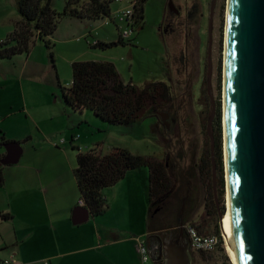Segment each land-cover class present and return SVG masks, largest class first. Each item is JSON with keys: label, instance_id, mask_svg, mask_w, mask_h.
Wrapping results in <instances>:
<instances>
[{"label": "rangeland", "instance_id": "obj_1", "mask_svg": "<svg viewBox=\"0 0 264 264\" xmlns=\"http://www.w3.org/2000/svg\"><path fill=\"white\" fill-rule=\"evenodd\" d=\"M172 1L148 0L144 7L143 24L119 20V15L123 10L132 7L134 0H114L111 4L112 22L106 21L108 18L84 22L75 18L63 19L52 38L55 66L50 50L40 40L33 43L29 52L11 59H1L0 132H4L8 140L23 143L24 155L18 164H25L27 161L32 164V158L36 154L44 155L50 151L68 153L73 155L72 159H76L78 150L73 149V144L80 146V150L84 152L101 145L105 152L122 147L136 155L164 159L167 151H179L178 140L181 144L184 143V155H189L191 163L197 153V160H201L203 153L211 148L206 124L212 107L209 104L210 96L206 92V82L210 76L208 48L212 0H197V14H193L190 20H186L184 16L190 8L187 5L189 0H176L177 6L180 7L177 15H181L179 19H175L179 22H174L176 25L170 20ZM53 6L62 11L65 0H53ZM227 7L228 0H217L212 19L213 72L210 85L211 95L216 103L218 104L219 99L221 102L224 167L223 70ZM19 18L14 0H0V38L8 35ZM185 21H188V28H185ZM68 24L81 26L84 33L75 34L73 39L62 38L59 34ZM119 29L133 30L128 44L107 49L92 46V43L102 37L113 39ZM186 46H189L187 56L184 54ZM89 60L113 62L126 83L131 82L141 88L154 82L165 83L173 93L172 104L175 108H172V111L181 110L182 117L186 119L185 124L173 126L171 139L165 137L166 132L162 134L154 129L152 116L128 125H111L96 118L90 111L81 114L73 112L65 103L60 85H71L73 62ZM187 64H190V76H187L185 71ZM191 76L193 81L190 86ZM182 106L183 108H180ZM205 107L207 113L202 112ZM72 136L75 137L73 142ZM1 151H5L2 146ZM4 167L6 173L18 168L17 164ZM15 183L21 185L20 182ZM224 190L222 196L219 194V203L220 208L226 212V184ZM0 192L3 190L0 189ZM211 199L209 191L206 190L199 210L189 221V224L204 229L203 234L214 233L216 225H219L218 212L209 215ZM131 212L134 213L133 209ZM108 221L114 222L112 218ZM118 221L119 225L126 229L138 226L121 219ZM224 246V251L214 250L209 253L208 259L194 251L196 257L193 264H233L225 243ZM224 255L227 256L228 263Z\"/></svg>", "mask_w": 264, "mask_h": 264}, {"label": "crops", "instance_id": "obj_2", "mask_svg": "<svg viewBox=\"0 0 264 264\" xmlns=\"http://www.w3.org/2000/svg\"><path fill=\"white\" fill-rule=\"evenodd\" d=\"M187 3L192 6L194 0ZM83 31L81 26L68 24L59 35L68 40ZM118 38L119 33L113 39L99 40L111 42ZM5 154L6 150L1 151L0 157ZM23 155L24 150L20 161ZM72 156L50 151L36 154L32 164H18L19 161L15 171L6 173L4 167L5 185L0 187V259L14 258L20 264H142L139 239L145 240L152 250V239L160 246L159 237L164 240L167 232L178 233L192 219L179 224L176 202L172 214H166L171 223L164 221V215L150 205V171L141 167L130 170L117 184L105 189L108 207L103 215L75 223V210L83 204L74 176L77 155L76 159ZM132 209L134 213H130ZM109 217L114 222L108 221ZM119 219L138 226L123 228Z\"/></svg>", "mask_w": 264, "mask_h": 264}, {"label": "trees", "instance_id": "obj_3", "mask_svg": "<svg viewBox=\"0 0 264 264\" xmlns=\"http://www.w3.org/2000/svg\"><path fill=\"white\" fill-rule=\"evenodd\" d=\"M20 18L14 24L13 30L0 43L1 59H11L16 55L29 52L33 43L42 41L52 51L54 37L60 22L65 18H75L80 21H97L110 19L112 16L111 4L114 0H65L62 11L53 6V0H14ZM148 0H135L133 5V21L135 24L144 23V7ZM129 38H124L119 29L117 41H100L92 44L93 47L102 49L126 45ZM55 66V64H54ZM73 80L70 86L60 85L63 98L67 106L74 112L83 113L90 111L96 118L111 125H128L154 112L157 106L173 100L168 86L163 82H154L145 87H138L134 83H126L116 65L111 61H75L72 64ZM215 120L216 138V163L218 172V194L222 196L225 189V167L222 152L221 128V102L217 104ZM75 137L72 136V142ZM7 139L4 132H0V146L3 147ZM77 152V165L74 176L80 192V203L86 206L92 215L99 217L105 213L108 200L104 191L106 188L117 184L127 172L133 169L147 167L150 171L149 201L154 207L155 198L164 193L172 182L168 167L164 159L136 155L128 149L115 147L105 152L101 145L89 151H81L72 145ZM200 171L203 183L209 191L212 206L208 207L209 215L217 214L218 209L213 191V164L211 148L201 156ZM209 176V177H208ZM209 178V179H208ZM5 185L4 165H0V187ZM8 219L10 215H5ZM200 232L204 229L198 226ZM214 233L221 234L219 225ZM224 239L215 249L224 251ZM211 253V252H210ZM208 259L209 253H200ZM225 261L228 263V258Z\"/></svg>", "mask_w": 264, "mask_h": 264}, {"label": "water", "instance_id": "obj_4", "mask_svg": "<svg viewBox=\"0 0 264 264\" xmlns=\"http://www.w3.org/2000/svg\"><path fill=\"white\" fill-rule=\"evenodd\" d=\"M216 2L212 0L210 15L209 86L213 72L212 19ZM227 10L223 124L233 249L236 264H264V0H228ZM211 100L213 107L207 131L211 140L213 191L220 230L225 235V210L219 203L216 138L212 129L217 103L212 95ZM3 147L6 154L0 159V165L17 164L23 152L21 143L8 141ZM81 215L84 218L79 220ZM92 217L89 209L81 205L75 210L74 222L80 224ZM165 241L171 257L169 263L193 264L189 244L181 236L168 235Z\"/></svg>", "mask_w": 264, "mask_h": 264}, {"label": "flooded vegetation", "instance_id": "obj_5", "mask_svg": "<svg viewBox=\"0 0 264 264\" xmlns=\"http://www.w3.org/2000/svg\"><path fill=\"white\" fill-rule=\"evenodd\" d=\"M171 4L172 5L170 7V16L172 17H170V20L172 24H175L174 22L178 24L179 22L175 21V19H179V17H181L180 14L177 15V13L179 12L178 9L180 7L177 6L176 1L174 0L171 2ZM187 5L190 8L188 7L189 10L186 12V15L184 16L186 20H190L193 17V14L196 16L197 14L196 9H198L199 4L197 0H194V3L192 4V6H190V4H187ZM187 22L185 21V24H184L185 28L189 27ZM188 47L189 46H186L184 50L185 56L188 55L187 53ZM208 63H209V48H208ZM209 66H210V63H209ZM190 69H191L190 64H187L185 68V71H187L186 72L187 76L192 75V72H190ZM210 69H211V66H210ZM192 78H193L192 76L189 78L190 82L193 81ZM209 78L210 76H208V80L206 82L207 83L206 92L210 96L209 104L211 105V107H213L212 100H211V90H210L211 86H209ZM203 83H205V81ZM191 84L192 82L190 83V86ZM170 92L171 94H173L172 91ZM172 103H173V100L171 102L163 103L162 106L155 107L157 109L147 116V117L152 116L154 118V129L155 130L157 129L162 134L166 132L167 134L165 135V137H169L171 139L173 138L172 132H171V130L173 129V126L177 124L181 126L182 123L185 124V120H186L184 119V117H182V114L180 113L181 110H177V112L172 111V108H175ZM204 103L206 104L207 102H204ZM180 108H183V106ZM205 109L202 110L203 113L205 112L207 113V109L206 110ZM211 112H210V115H211ZM216 118L217 117L215 116V119L213 121L214 127H212L214 135L216 132V127H215ZM207 128H208V123L206 124V134H208L209 136ZM209 140H210V136H209ZM177 142L180 147L179 151L177 149L169 150L167 151L168 153H166V156H165V161H166L168 172L170 174L172 182L164 193H162L161 195H158L155 198L154 210L164 215V221L166 223H171V219H169L168 217L173 212V204L176 202H179L178 220L180 222L183 221L185 224L189 219L192 218L194 213L200 208L202 201L205 199L206 187L204 186L203 176L200 171L201 170L200 169L201 160L199 161L197 160L198 158H196L198 153L196 154L195 159L192 160L193 163H191V161H189L188 159L189 155L187 156L184 155L186 153V150L184 148V143L182 142L181 144L179 140ZM210 146H211V143H210ZM1 158L2 157H0V159ZM167 213H169V215H166ZM167 234L169 235L171 234L170 236H173L175 238L178 237L176 235L180 234L183 241H185L186 244L188 241L189 246H190V239L187 234L185 225H183L180 228L178 233H175V232L168 233L167 232ZM167 234L165 235V239L168 236ZM158 239L161 242L160 246L159 245L157 246L156 240L152 239L153 249L151 250V252H152L153 259L155 260L157 264H171L169 263L171 261L170 252H167L165 248V244H166L165 239L162 240L160 237ZM161 249L163 250V254H164L163 258H161ZM190 250H191V253L193 254V259H194L196 256L191 246H190Z\"/></svg>", "mask_w": 264, "mask_h": 264}, {"label": "built area", "instance_id": "obj_6", "mask_svg": "<svg viewBox=\"0 0 264 264\" xmlns=\"http://www.w3.org/2000/svg\"><path fill=\"white\" fill-rule=\"evenodd\" d=\"M133 5L134 2L132 3V7H129L128 9L124 10V12L119 15L120 21H127L128 23L133 22ZM132 31L133 30H123L121 31V35L124 38H130ZM2 41L3 39H0V43ZM97 41H95L92 44H96ZM185 228L190 239V246L193 251H197L199 253L213 252L220 244L221 236L225 242V235L222 233V231L221 234H216V233L203 234L200 232L198 227L193 224H187L185 225ZM138 247H139L142 264H157L153 259L151 249L145 240L139 239ZM0 264H20V263L14 258H10V259L7 258V259H0Z\"/></svg>", "mask_w": 264, "mask_h": 264}, {"label": "bare ground", "instance_id": "obj_7", "mask_svg": "<svg viewBox=\"0 0 264 264\" xmlns=\"http://www.w3.org/2000/svg\"><path fill=\"white\" fill-rule=\"evenodd\" d=\"M228 12V10H227ZM225 124V123H224ZM225 126V125H224ZM225 132V136H226V129L224 130ZM225 146H226V138H225ZM225 167L227 170V155H226V162H225ZM227 174V179H228V172L226 171ZM226 206H227V210L225 212V216H224V228H225V244L227 246V252L230 256L231 262L233 264H236V260H235V255H234V249H233V239H232V230H231V216H230V205H229V189L227 187V191H226Z\"/></svg>", "mask_w": 264, "mask_h": 264}]
</instances>
